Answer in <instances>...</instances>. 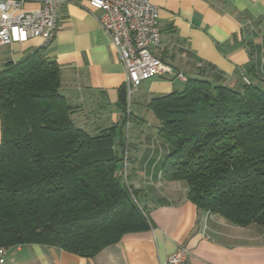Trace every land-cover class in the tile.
I'll use <instances>...</instances> for the list:
<instances>
[{
	"label": "trees",
	"instance_id": "trees-1",
	"mask_svg": "<svg viewBox=\"0 0 264 264\" xmlns=\"http://www.w3.org/2000/svg\"><path fill=\"white\" fill-rule=\"evenodd\" d=\"M61 86L45 46L0 72V246L38 242L93 257L151 222L124 177L117 126L96 135L79 127ZM149 106L170 148L162 178L185 181L199 210L264 228V80L187 78Z\"/></svg>",
	"mask_w": 264,
	"mask_h": 264
},
{
	"label": "crops",
	"instance_id": "crops-1",
	"mask_svg": "<svg viewBox=\"0 0 264 264\" xmlns=\"http://www.w3.org/2000/svg\"><path fill=\"white\" fill-rule=\"evenodd\" d=\"M152 2L159 7L161 31V45L153 51L174 71L137 85L131 105L136 109L127 120L120 97L126 69L102 27V11L62 3L60 27L46 46L47 56L61 68V91L74 107V122L92 135L117 126L115 150L119 155L124 150V177L137 191L150 229L127 233L93 257L44 243L20 244L9 248L3 264H169L180 246L190 251L185 264H264V228L239 226L199 210L188 199L185 181L164 180L162 164L170 148L157 135L155 114L151 123L146 115L139 116L140 110L151 109L154 97L182 91L187 78L204 77L235 87L246 83L245 78L252 83L264 80V0ZM41 46L40 38L0 45V72L8 61H18ZM132 116L129 136L124 130Z\"/></svg>",
	"mask_w": 264,
	"mask_h": 264
},
{
	"label": "built area",
	"instance_id": "built-area-1",
	"mask_svg": "<svg viewBox=\"0 0 264 264\" xmlns=\"http://www.w3.org/2000/svg\"><path fill=\"white\" fill-rule=\"evenodd\" d=\"M68 2L88 12L102 11V27L126 69L127 105L132 103L141 81L174 71L153 51L161 45V31L159 7L152 0H0V45L25 44L40 38L43 46H48L60 27L59 6ZM178 76L184 78L181 73ZM9 248L0 246V264L5 262ZM189 255V249L180 246L168 263L185 264Z\"/></svg>",
	"mask_w": 264,
	"mask_h": 264
},
{
	"label": "rangeland",
	"instance_id": "rangeland-1",
	"mask_svg": "<svg viewBox=\"0 0 264 264\" xmlns=\"http://www.w3.org/2000/svg\"><path fill=\"white\" fill-rule=\"evenodd\" d=\"M134 103V102H133ZM131 105H132V103L129 105L128 104V109H129V111H132V110H135L136 108H134L133 107V109L131 108ZM150 109V108H149ZM140 112H142V114H139V116H143V115H146L147 117V120H149L150 121V123H151V119L152 118H150L151 116L152 117H154V113H153V111L150 109V110H148V112L146 111V110H143V111H141L140 110ZM134 113H136V111H134ZM138 114V113H137ZM135 114H133V116H134ZM150 115V116H149ZM132 116V118H131V122L129 121V124L128 125H126L125 126V129L126 130H124L125 131V134H128L129 133V136H131V134H133V133H131V130L133 129V127H134V117ZM134 136V135H133Z\"/></svg>",
	"mask_w": 264,
	"mask_h": 264
},
{
	"label": "water",
	"instance_id": "water-1",
	"mask_svg": "<svg viewBox=\"0 0 264 264\" xmlns=\"http://www.w3.org/2000/svg\"><path fill=\"white\" fill-rule=\"evenodd\" d=\"M126 86L122 87L121 91H120V97L122 99L123 102H126Z\"/></svg>",
	"mask_w": 264,
	"mask_h": 264
}]
</instances>
